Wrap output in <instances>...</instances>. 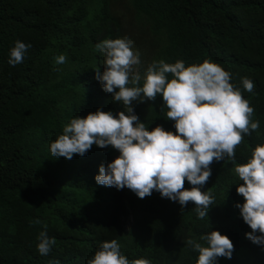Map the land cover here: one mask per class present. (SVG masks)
Masks as SVG:
<instances>
[{"label": "trees", "instance_id": "1", "mask_svg": "<svg viewBox=\"0 0 264 264\" xmlns=\"http://www.w3.org/2000/svg\"><path fill=\"white\" fill-rule=\"evenodd\" d=\"M124 26L134 32L142 77L154 61L190 66L207 59L232 74L255 109L260 128L244 137L235 164L226 158L211 165L202 191L211 189L215 203L203 220L192 203L182 207L156 191L140 199L127 187L98 185L100 165L120 155L111 146L93 145L71 160L51 155L50 143L72 118L98 109L128 114L96 79L105 70L96 45L127 37ZM16 41L31 47L22 63L10 66ZM61 54L66 63L56 64ZM244 77L254 83L252 93L243 90ZM132 107L149 131H176L162 96ZM258 144L264 145V0H0V264H87L113 239L130 261L196 264L199 253L185 241L211 231L235 246L232 259L217 264H264V246L246 238L252 230L235 206L245 201L233 172ZM42 231L56 241L47 256L37 251Z\"/></svg>", "mask_w": 264, "mask_h": 264}, {"label": "clouds", "instance_id": "2", "mask_svg": "<svg viewBox=\"0 0 264 264\" xmlns=\"http://www.w3.org/2000/svg\"><path fill=\"white\" fill-rule=\"evenodd\" d=\"M30 47L16 41L10 50L9 65L22 63ZM96 48L103 53L105 67L102 74L97 70L96 79L106 93L113 95L114 102H122L128 114L121 111L117 116L98 109L86 118H72L64 125L63 134L50 143L51 155L71 160L75 155L83 157L93 145L101 149L111 146L120 155L106 167L100 165L95 177L98 185L118 190L127 187L140 199L156 191L182 207L194 204L199 219L208 217L215 196L211 189L202 191V188L212 176L211 165L226 158L235 164L236 149L244 137L260 128V122L252 119L254 107L232 83V74L210 60L190 66L183 60L154 61L142 77L136 68L142 63L140 53L133 50L130 38L105 39ZM66 60V55L61 54L55 63L64 64ZM242 84L244 91L253 92L255 85L249 78H242ZM158 96H162L168 109L167 119L175 122V132L162 126L149 131L134 114L133 101H155ZM233 172L243 182L236 191L245 202L235 206L252 230L246 233V238L264 246V145H256L251 158L244 164H236ZM186 181L192 185L190 190L185 188ZM55 243V238L42 231L37 251L47 256ZM185 244L199 253L196 264H217L219 258L230 260L235 250L233 241L219 231L201 235L199 240L189 238ZM87 264H151V261L144 258L130 261L113 239L102 242Z\"/></svg>", "mask_w": 264, "mask_h": 264}, {"label": "rangeland", "instance_id": "3", "mask_svg": "<svg viewBox=\"0 0 264 264\" xmlns=\"http://www.w3.org/2000/svg\"><path fill=\"white\" fill-rule=\"evenodd\" d=\"M124 31L126 32V36L128 37V38H130L129 37V35H133L134 34V32H133V30L131 29V27L130 26H124ZM132 40V39H131ZM133 41V40H132ZM135 48H136V41H133V50L135 51ZM136 68L139 70V72H140V74H141V68H140V65H138V66H136ZM127 225H128V227L130 226V220L128 219L127 220Z\"/></svg>", "mask_w": 264, "mask_h": 264}]
</instances>
